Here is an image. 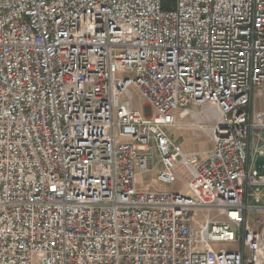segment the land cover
I'll return each mask as SVG.
<instances>
[{"label": "built area", "instance_id": "2783aa9c", "mask_svg": "<svg viewBox=\"0 0 264 264\" xmlns=\"http://www.w3.org/2000/svg\"><path fill=\"white\" fill-rule=\"evenodd\" d=\"M259 89L264 0H0V264H264Z\"/></svg>", "mask_w": 264, "mask_h": 264}, {"label": "rangeland", "instance_id": "374dc122", "mask_svg": "<svg viewBox=\"0 0 264 264\" xmlns=\"http://www.w3.org/2000/svg\"><path fill=\"white\" fill-rule=\"evenodd\" d=\"M264 92V91H263ZM135 103L140 104L139 96L136 94ZM253 110L264 112V95H256L252 103ZM190 114L181 116L177 115L176 124L170 129V134L173 139L179 143L186 151L206 150L213 146V137L211 128L216 122V113L209 106H190ZM203 126V127H201ZM182 177H185L184 170L179 171ZM154 190H186V185L183 180L172 185H161L155 181V174L139 175L138 184L140 187L150 184ZM251 225L257 229L264 227V212L252 211L248 213Z\"/></svg>", "mask_w": 264, "mask_h": 264}, {"label": "water", "instance_id": "95a60500", "mask_svg": "<svg viewBox=\"0 0 264 264\" xmlns=\"http://www.w3.org/2000/svg\"><path fill=\"white\" fill-rule=\"evenodd\" d=\"M255 168L259 174L264 171V156H258L255 160Z\"/></svg>", "mask_w": 264, "mask_h": 264}, {"label": "crops", "instance_id": "0c3cea01", "mask_svg": "<svg viewBox=\"0 0 264 264\" xmlns=\"http://www.w3.org/2000/svg\"><path fill=\"white\" fill-rule=\"evenodd\" d=\"M260 94H261V96L264 95V94H263V89H259V90H257L256 95H260ZM256 95H255V96H256Z\"/></svg>", "mask_w": 264, "mask_h": 264}]
</instances>
